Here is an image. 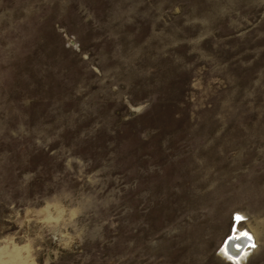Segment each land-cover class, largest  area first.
I'll use <instances>...</instances> for the list:
<instances>
[{
	"label": "rangeland",
	"instance_id": "374dc122",
	"mask_svg": "<svg viewBox=\"0 0 264 264\" xmlns=\"http://www.w3.org/2000/svg\"><path fill=\"white\" fill-rule=\"evenodd\" d=\"M0 264H264V0H0Z\"/></svg>",
	"mask_w": 264,
	"mask_h": 264
},
{
	"label": "bare ground",
	"instance_id": "6f19581e",
	"mask_svg": "<svg viewBox=\"0 0 264 264\" xmlns=\"http://www.w3.org/2000/svg\"><path fill=\"white\" fill-rule=\"evenodd\" d=\"M239 217L240 219H237ZM240 215L235 216L234 228L229 237L223 243L221 255L230 262L242 263L249 250L255 248V240L252 235L239 229L242 222Z\"/></svg>",
	"mask_w": 264,
	"mask_h": 264
},
{
	"label": "snow or ice",
	"instance_id": "6c2138e0",
	"mask_svg": "<svg viewBox=\"0 0 264 264\" xmlns=\"http://www.w3.org/2000/svg\"><path fill=\"white\" fill-rule=\"evenodd\" d=\"M237 219H240L239 217H237Z\"/></svg>",
	"mask_w": 264,
	"mask_h": 264
}]
</instances>
